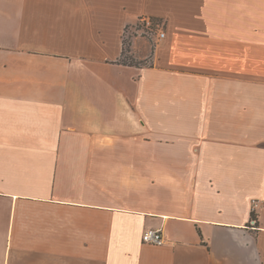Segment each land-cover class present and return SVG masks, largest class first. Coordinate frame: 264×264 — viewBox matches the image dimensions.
<instances>
[{"label": "crops", "instance_id": "0c3cea01", "mask_svg": "<svg viewBox=\"0 0 264 264\" xmlns=\"http://www.w3.org/2000/svg\"><path fill=\"white\" fill-rule=\"evenodd\" d=\"M0 264H264V0H0Z\"/></svg>", "mask_w": 264, "mask_h": 264}, {"label": "rangeland", "instance_id": "374dc122", "mask_svg": "<svg viewBox=\"0 0 264 264\" xmlns=\"http://www.w3.org/2000/svg\"><path fill=\"white\" fill-rule=\"evenodd\" d=\"M162 23L139 21L128 28L124 62L132 64H150L152 52L156 46Z\"/></svg>", "mask_w": 264, "mask_h": 264}, {"label": "built area", "instance_id": "2783aa9c", "mask_svg": "<svg viewBox=\"0 0 264 264\" xmlns=\"http://www.w3.org/2000/svg\"><path fill=\"white\" fill-rule=\"evenodd\" d=\"M166 39V33L160 30L157 37V42L162 43ZM143 242L155 246H163L165 239L163 232L159 229L147 230L143 235Z\"/></svg>", "mask_w": 264, "mask_h": 264}, {"label": "trees", "instance_id": "16d2710c", "mask_svg": "<svg viewBox=\"0 0 264 264\" xmlns=\"http://www.w3.org/2000/svg\"><path fill=\"white\" fill-rule=\"evenodd\" d=\"M147 21H150V22H152V23H153V21H154V23L157 22L158 24H159V22H160V21L155 20V19L144 20V22H147ZM126 33H127V30H126ZM125 49H126V38L124 39V52H123V58H122V60H121V63H123V64H125V65L140 66L141 64L126 63V62L123 61V60H124ZM252 219H253V221H257L256 215H255L254 213L252 214Z\"/></svg>", "mask_w": 264, "mask_h": 264}]
</instances>
